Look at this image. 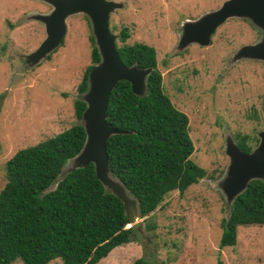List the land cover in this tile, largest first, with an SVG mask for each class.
Segmentation results:
<instances>
[{
	"label": "rangeland",
	"instance_id": "rangeland-1",
	"mask_svg": "<svg viewBox=\"0 0 264 264\" xmlns=\"http://www.w3.org/2000/svg\"><path fill=\"white\" fill-rule=\"evenodd\" d=\"M108 1L121 6L107 21L115 48L132 43L154 48L163 92L188 119L189 159L205 175L182 193L168 192L142 217L131 196L121 192L133 235L98 264H132L140 257L153 264H264V224L237 226L235 244L219 247L222 221L249 180L241 173L230 183L237 192L228 193L226 148L231 144L242 151L238 143L245 137L251 154L264 134V60L233 57L239 48L262 40L263 30L246 16H231L215 28L207 45H200L186 40V23H195L225 0ZM51 8L38 0H0V189L5 163L18 150L73 125L85 126L76 119L73 103L82 98L77 88L91 65L89 39L94 36L88 16L69 14L60 43L37 62H26L46 37L44 26L29 17ZM124 28L127 38L121 43ZM141 79L144 83L145 76ZM74 166L69 159L62 173Z\"/></svg>",
	"mask_w": 264,
	"mask_h": 264
},
{
	"label": "trees",
	"instance_id": "trees-1",
	"mask_svg": "<svg viewBox=\"0 0 264 264\" xmlns=\"http://www.w3.org/2000/svg\"><path fill=\"white\" fill-rule=\"evenodd\" d=\"M127 29H121L124 43ZM91 44L90 62L77 88L84 92L99 54ZM121 62L151 68L141 94L118 81L111 90L105 122L117 131L104 143L111 175L136 200L139 217L152 212L171 191L182 193L205 175L190 159L193 152L188 119L163 92L155 50L143 43L116 47ZM77 120L85 109L73 103ZM85 140L80 124L18 150L5 163L0 189V264H98L108 253L130 242L134 228L122 202L105 191L91 163L62 173ZM238 147L250 151L242 137ZM264 224V182L250 180L232 201L222 221L219 247L233 246L236 227ZM132 264H153L140 257Z\"/></svg>",
	"mask_w": 264,
	"mask_h": 264
},
{
	"label": "water",
	"instance_id": "water-1",
	"mask_svg": "<svg viewBox=\"0 0 264 264\" xmlns=\"http://www.w3.org/2000/svg\"><path fill=\"white\" fill-rule=\"evenodd\" d=\"M38 1L50 5L52 10L48 14L32 13L29 17V20L40 22L44 26L46 37L34 51L27 55L26 62H37L39 57L42 58L45 53L50 52L60 43L65 29V19L69 14L83 12L90 20L94 46L100 58L88 73L87 80L89 79L90 83L87 91L82 92L84 95L82 94L81 101L87 104L81 116V120L85 122V126L81 125L85 140L80 151L71 159L75 161L74 168L91 163L98 181L104 189L110 190V193L122 202L125 212L124 202L119 195L121 192H128L111 175L104 147L105 140L117 133L105 122V109L108 96L118 81L129 82L132 92L141 94L145 87V81L143 83L141 77L145 76L146 80L151 68L142 69L136 65L127 67L121 62L116 52L107 21L109 13L121 7L119 3L108 0ZM231 16H246L263 30L262 40L254 45L239 48L233 59L244 57L264 60V0H225L217 10L201 16L195 23H186L185 26H188L186 40L207 45L215 28ZM226 154L231 159L228 167L231 180L228 179L229 184H226V189L232 188L228 191L231 195L236 190L230 183H234L233 178L240 176L241 173L249 180L241 184L239 193L245 189L250 180H261L264 177V134L261 135L257 149L251 154H243L231 144L227 146ZM131 198L137 205L136 200Z\"/></svg>",
	"mask_w": 264,
	"mask_h": 264
}]
</instances>
